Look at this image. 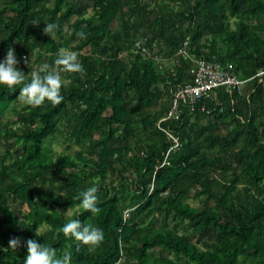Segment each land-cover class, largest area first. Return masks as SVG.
I'll use <instances>...</instances> for the list:
<instances>
[{"label": "trees", "instance_id": "1", "mask_svg": "<svg viewBox=\"0 0 264 264\" xmlns=\"http://www.w3.org/2000/svg\"><path fill=\"white\" fill-rule=\"evenodd\" d=\"M9 46L25 75L60 48L83 71L62 73L58 105L0 87V264H23L29 238L72 264H264V0H0V59ZM201 58L242 92L160 121ZM90 182L96 215L77 199ZM69 209L103 230L99 247L60 231Z\"/></svg>", "mask_w": 264, "mask_h": 264}, {"label": "clouds", "instance_id": "2", "mask_svg": "<svg viewBox=\"0 0 264 264\" xmlns=\"http://www.w3.org/2000/svg\"><path fill=\"white\" fill-rule=\"evenodd\" d=\"M45 24L43 32L52 38L57 26L54 23ZM77 35L81 38L84 36L81 32ZM19 63L15 49L9 46L5 57L0 59V87L8 89L18 87L21 100L32 107L41 106L45 102L52 105L60 104L64 99L61 91L64 83L62 73L83 71L77 53L68 48H60L52 64L41 62L36 67H32L31 61L25 59V63L31 67L27 75L18 67ZM98 190V185L90 182V186L79 192L77 196L79 206L93 215L100 212ZM70 215L67 213L66 222L60 228L64 236L88 246L89 251L99 247L104 240L103 230L92 224L82 225L79 219L67 218ZM20 246L19 237L12 238L8 242V248L16 249ZM24 246L26 256L23 264H72V252L67 249L58 255L54 247L45 246L44 243L31 238L24 241Z\"/></svg>", "mask_w": 264, "mask_h": 264}, {"label": "built area", "instance_id": "3", "mask_svg": "<svg viewBox=\"0 0 264 264\" xmlns=\"http://www.w3.org/2000/svg\"><path fill=\"white\" fill-rule=\"evenodd\" d=\"M187 45L188 41H185L180 53L185 52ZM136 47L142 53H149L141 41H137ZM246 82L247 80L240 79L231 69L222 66L216 61H210L204 58L198 59L196 61V73L193 81L177 87L170 110L160 121L171 118L179 119L181 101L190 105L191 111H194L195 104L204 97L209 96L215 89L226 87L230 91L236 90L242 92Z\"/></svg>", "mask_w": 264, "mask_h": 264}, {"label": "rangeland", "instance_id": "4", "mask_svg": "<svg viewBox=\"0 0 264 264\" xmlns=\"http://www.w3.org/2000/svg\"><path fill=\"white\" fill-rule=\"evenodd\" d=\"M120 27V23L119 22H115L114 23V26L112 27L113 29H118ZM159 62V61H158ZM163 64H166V63H163ZM160 65H162V63L160 64ZM31 66L32 67H35V65L31 62ZM25 70L28 72V73H30V71H31V67L29 66V64H26V67H25ZM24 102L21 100V104H23ZM165 105L167 106V98H166V100H165ZM159 108H161L160 106H159ZM157 109V108H156ZM158 110V109H157ZM10 118V116H7V119H9ZM6 119V120H7ZM57 139H58V142H55L54 144H53V148H54V150L55 151H57V152H60V151H62V150H64L65 149V144L63 143V138L61 137V135H59L58 137H57ZM193 205H197L198 203H192ZM74 209H69L68 211H67V213H70L71 215L70 216H68L67 218H72V216H73V213H74ZM67 213L65 214L66 216H67Z\"/></svg>", "mask_w": 264, "mask_h": 264}]
</instances>
